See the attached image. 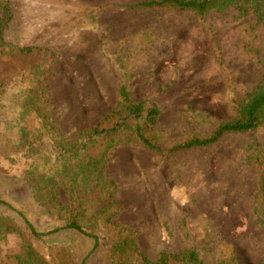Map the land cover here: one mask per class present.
Here are the masks:
<instances>
[{"label": "rangeland", "instance_id": "1", "mask_svg": "<svg viewBox=\"0 0 264 264\" xmlns=\"http://www.w3.org/2000/svg\"><path fill=\"white\" fill-rule=\"evenodd\" d=\"M144 1L0 0L10 19L0 42V218L18 230L2 242L5 264H16L23 239L50 264H138L117 249L123 228L154 260L193 250L202 264H264V123L160 154L137 138L136 121L123 123L119 95L126 86L134 102L158 107L145 131L165 150L207 138L239 116L264 77V24L235 7L202 16L134 7ZM118 122L70 159L68 185L55 175L51 199L54 149ZM67 206L83 212L97 245L71 231L36 238L20 214L47 233Z\"/></svg>", "mask_w": 264, "mask_h": 264}, {"label": "trees", "instance_id": "2", "mask_svg": "<svg viewBox=\"0 0 264 264\" xmlns=\"http://www.w3.org/2000/svg\"><path fill=\"white\" fill-rule=\"evenodd\" d=\"M165 6H171L180 10L192 11L200 16L212 10L223 11L228 8L235 7L238 10L242 11L243 14H247L252 11L264 24V0H147L135 5L134 7L153 8ZM1 9L4 11V14L0 15V42H2V44L4 45L5 43L2 39V30L4 28L3 26H6L10 19L7 12L8 7L3 5L0 6V10ZM21 52L29 54V52H32V49L29 47L24 48L21 49ZM119 95L121 104L127 113V116L123 119V123L127 125V121H129L130 119L136 121L135 125H133V128L136 132L137 138L141 141L145 148L158 152L160 154H171L182 150L210 146L217 143L221 140V138L228 134H242L251 132L264 123L263 77L256 90H254V92L251 93L249 97L240 105L239 116L236 119L220 124L217 130L207 138H193L183 144L165 150L154 143L151 139L147 138L145 131L146 129L152 128L157 123V119L160 115L158 107L156 105L149 106V104L145 102H134L131 98V93L128 91L126 86H120ZM121 126L122 125L118 122L115 123V125L111 129L101 130L99 127H96L90 130H86L82 133L80 140L75 142L73 145H70L69 147L63 146L60 149H54L56 153L51 158L53 171L51 174H48L45 182L51 183L52 190L48 191V193L53 196L51 199L55 197V191L57 190L55 182L56 174L61 177L64 184H69L70 177L68 175V162L70 161V159L78 157L81 154L82 150L87 148L88 144L91 141H95L97 136H106L107 134L115 133ZM262 153H264V150L263 152H260L259 155H261ZM104 159L105 155L101 154L98 161L96 162V172L100 173L98 167L103 163ZM34 171L36 172L37 170ZM103 179L105 180L104 176ZM260 186V191L262 194V208L264 209V172L260 180ZM39 190H43V187H39ZM101 190L104 189L102 188ZM98 194L101 195V192H99ZM42 195L44 198V194ZM46 196L47 201H49V195ZM0 203L3 204V201L0 200ZM110 206L111 209H108L109 212L110 210L117 207V212L114 214L116 215L119 210L120 202L113 201ZM63 209L66 212H60L56 215V221L63 225H58L52 231H49L47 233H39L34 224L31 223L23 215V213L20 214L24 218L28 229L36 238L53 235L61 231H71L73 233H78L86 237L93 238L97 245L98 238L96 237V235L88 233L80 222L83 219V212L80 210L70 211V208L68 206L64 207ZM114 215L108 216V221H110V218ZM16 231L18 230L15 229V227H13L7 219L0 218V252L2 242L6 240L9 234ZM121 234L124 235L121 241L118 242L117 249H119L120 251L124 248L128 249L130 258L133 259L134 262H138V264H172L170 261L171 259L180 264H202L198 258V255L193 250L186 251L181 256L162 253L160 254L157 261L153 262L136 248V232L123 228L121 229ZM22 243L23 244L21 252L14 257L16 264H50L37 250L33 248L32 244L28 243L24 239ZM0 264H5V261L2 260L1 256ZM82 264H85V260Z\"/></svg>", "mask_w": 264, "mask_h": 264}, {"label": "crops", "instance_id": "3", "mask_svg": "<svg viewBox=\"0 0 264 264\" xmlns=\"http://www.w3.org/2000/svg\"><path fill=\"white\" fill-rule=\"evenodd\" d=\"M148 259H149V260H151V261H153V262H154V261H157V259H155V260H154V259H152V258H148Z\"/></svg>", "mask_w": 264, "mask_h": 264}]
</instances>
